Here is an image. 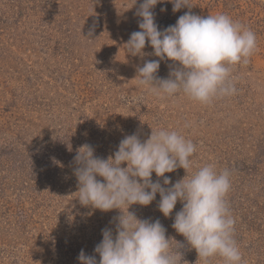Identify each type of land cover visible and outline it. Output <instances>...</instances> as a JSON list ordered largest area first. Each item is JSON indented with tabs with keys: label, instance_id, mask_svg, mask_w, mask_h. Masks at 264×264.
Returning <instances> with one entry per match:
<instances>
[{
	"label": "rangeland",
	"instance_id": "rangeland-1",
	"mask_svg": "<svg viewBox=\"0 0 264 264\" xmlns=\"http://www.w3.org/2000/svg\"><path fill=\"white\" fill-rule=\"evenodd\" d=\"M134 3L0 0V264H79L81 250L93 255L102 230L115 232L120 213L76 199L77 150L89 144L107 159L126 135L143 141L160 128L196 145L189 173L207 164L230 171L226 199L241 264H264V3L189 0L191 9L175 13L168 0L156 5L160 30L191 11L226 14L256 34L248 63L232 67L235 94L208 105L179 93L157 98L139 86L137 67L157 58L134 57L123 47L139 31L135 13L142 0ZM144 51H153L147 42ZM173 67L161 61L157 77L168 78ZM186 174L178 168L166 176L174 184ZM159 200L157 194L150 205L129 211L158 219L174 240L171 248L178 247L175 241L183 245L177 264H205L172 227L182 204L165 218ZM208 264L223 260L216 256Z\"/></svg>",
	"mask_w": 264,
	"mask_h": 264
},
{
	"label": "clouds",
	"instance_id": "clouds-1",
	"mask_svg": "<svg viewBox=\"0 0 264 264\" xmlns=\"http://www.w3.org/2000/svg\"><path fill=\"white\" fill-rule=\"evenodd\" d=\"M161 2L142 0L135 13L139 31L131 33L123 46L131 56L157 58L137 67L134 79L139 86L157 98L179 93L201 105L234 95L232 67L248 63L256 49V34L226 14L200 16L191 11L160 30L154 9ZM168 2L174 13L192 8L189 0ZM92 31L94 28L89 35ZM146 42L153 49L150 54L144 51ZM164 60L171 61L174 67L168 78H158L156 74ZM195 152L196 145L191 140L164 128L151 129L150 137L143 141L136 134L126 135L107 159L97 157L93 146H81L74 157L76 199L81 206L101 212L115 209L120 214L114 218L115 232L103 229L94 254L86 255L81 250L79 264H177L178 257H182L178 249L183 245L175 241L178 247L171 248L174 240L166 237V229L158 219L141 220L129 211L133 205H150L157 194L158 209L165 218L178 202L182 204L172 227L205 264L216 256L222 258L223 264H241L242 255L234 239L235 221L226 199L231 173L227 169L217 171L214 164L189 173ZM178 168L187 174L173 184L166 174ZM153 174L156 181L152 180Z\"/></svg>",
	"mask_w": 264,
	"mask_h": 264
}]
</instances>
